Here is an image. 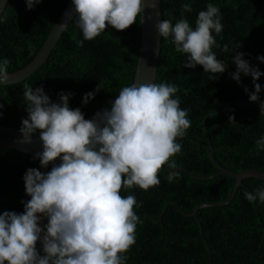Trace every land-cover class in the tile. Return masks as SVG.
<instances>
[{"label": "trees", "instance_id": "16d2710c", "mask_svg": "<svg viewBox=\"0 0 264 264\" xmlns=\"http://www.w3.org/2000/svg\"><path fill=\"white\" fill-rule=\"evenodd\" d=\"M68 1L42 0L28 10L25 0H8L0 16V61H10L9 72L33 59ZM187 3L192 11L182 12V5ZM209 3L219 7L222 15L223 30L215 36L218 47L213 51L228 65L227 70L211 74L201 66L184 68L187 54L175 51L171 37H161L155 83L178 87L176 97L191 121L186 135L177 140L182 145L181 152L173 157L177 168L199 177L215 176L203 180L179 170L169 182V170L175 169L166 164L158 174L159 185L147 191L138 186L122 188V197L133 195L141 205L134 211L142 221L137 225L136 243L125 253L126 264H264V203L250 202L245 196L264 187L263 181L243 179L229 204L198 209L199 222L187 215L200 204L226 200L232 191L235 179L217 174L211 149L215 160L228 170L264 172V151L256 145L264 136V111L260 108L264 76L256 81L262 88L260 101L250 102L244 89L255 92L252 78L241 74L238 84L230 75L236 71L232 62L235 43L239 45L235 51L244 53L245 60L264 72V63L257 59L264 56V0H161L162 20H171L174 25L183 17L195 28L198 13ZM139 42L140 16L128 29L109 27L90 41L84 40L74 16L47 60L31 76L0 85V126L20 130L28 118L23 95L26 84L33 89L43 87L54 103L59 102L61 92L72 93L69 106L79 108L85 119L110 109L120 90L133 83ZM93 91L95 98L84 105L85 94ZM230 116H234L233 122ZM34 135L40 137V131ZM33 157L0 146V214L24 212L22 201L31 199L23 180L29 168L51 171L52 163L43 169ZM46 223L45 219L41 226ZM37 249L43 256L39 242Z\"/></svg>", "mask_w": 264, "mask_h": 264}, {"label": "clouds", "instance_id": "9594fccd", "mask_svg": "<svg viewBox=\"0 0 264 264\" xmlns=\"http://www.w3.org/2000/svg\"><path fill=\"white\" fill-rule=\"evenodd\" d=\"M25 2L33 10L42 0ZM72 4L77 27L89 41L109 27L128 29L145 9V0H72ZM191 11L190 3L182 5V12ZM221 21L220 8L209 3L198 13L195 28L183 17L174 25L162 20L157 28L160 37L172 38L177 53L187 54L184 68L201 66L205 72L223 74L228 65L213 51L218 47L215 36L223 30ZM79 43L82 47L83 41ZM238 47L236 43L232 46L236 71L231 78L239 84L241 74L250 76L255 92L244 90L250 102H258L262 88L256 81L264 72L245 60L244 53L235 51ZM257 59L264 63V56ZM9 64L8 59L0 61V84L10 78ZM178 90L163 82L132 83L120 90L110 109L85 119L79 108H70L72 93L61 92L59 102L54 103L43 87L33 89L26 84L23 95L28 118L22 121L20 132L25 142H31L40 131L43 151L33 159L43 169L50 163L53 166L48 172L26 171L25 192L31 199L22 201L23 213L0 214V264H126L125 253L136 243L137 225L142 223L134 209L141 205L135 196L122 197L120 192L134 186L147 191L160 184L162 166L178 167L173 157L182 145L177 140L191 126L188 111L176 97ZM96 91L85 94L82 103L94 99ZM260 108L264 111V101ZM229 120L233 122L234 116ZM256 145L264 151V136ZM177 175L170 172L168 181ZM245 196L250 202L264 203V187ZM45 219L47 223L41 226Z\"/></svg>", "mask_w": 264, "mask_h": 264}, {"label": "water", "instance_id": "95a60500", "mask_svg": "<svg viewBox=\"0 0 264 264\" xmlns=\"http://www.w3.org/2000/svg\"><path fill=\"white\" fill-rule=\"evenodd\" d=\"M8 0H0V16L3 13ZM156 6H152V0H145V9L140 16V42L138 58L134 73L133 83L147 84L155 83L157 77V66L160 55L161 37L158 34V24L162 21L161 16V0H155ZM72 0H69L65 8L60 13L59 17L53 24L48 35L46 36L41 47L37 51L33 59L19 70L9 72L10 78L7 82L0 85L15 84L27 79L31 76L49 57L52 50L55 48L57 42L61 38L63 32L68 27L69 23L75 16L73 12ZM0 146L11 148L32 156L37 152L43 151L42 141L38 136L33 135L31 142H25L22 133L19 129L10 126H0ZM210 158L218 168L217 174H224L235 179L232 191L229 197L219 203H204L196 206L191 213L187 215L193 216L197 219L196 214L198 209L211 206H225L229 204L235 197L241 181L245 178H256L264 182V172L255 169H247L239 172H234L222 167L214 158V152L211 149ZM59 164V158L54 162ZM184 171L190 176L198 179H210L215 175L209 177H199L190 173L184 168H177L169 170L170 172ZM171 204H175L171 202ZM168 206V205H167ZM198 221V219H197ZM199 222V221H198ZM41 255V254H40Z\"/></svg>", "mask_w": 264, "mask_h": 264}, {"label": "bare ground", "instance_id": "6f19581e", "mask_svg": "<svg viewBox=\"0 0 264 264\" xmlns=\"http://www.w3.org/2000/svg\"><path fill=\"white\" fill-rule=\"evenodd\" d=\"M44 42V41H43Z\"/></svg>", "mask_w": 264, "mask_h": 264}]
</instances>
